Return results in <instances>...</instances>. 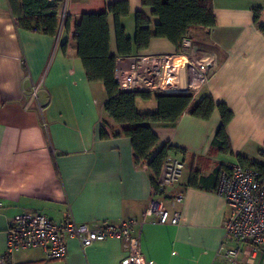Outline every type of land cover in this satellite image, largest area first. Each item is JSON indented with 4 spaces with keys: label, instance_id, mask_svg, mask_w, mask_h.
Segmentation results:
<instances>
[{
    "label": "crops",
    "instance_id": "1",
    "mask_svg": "<svg viewBox=\"0 0 264 264\" xmlns=\"http://www.w3.org/2000/svg\"><path fill=\"white\" fill-rule=\"evenodd\" d=\"M114 1L61 0L59 12L65 10L68 26L60 25L49 36L19 27L7 0H0V254L15 216L37 211L56 222L72 218L90 228L136 218L133 234L147 264H264L259 249L248 244L241 245L237 262L216 255L221 243H238L226 235L227 205L214 189L219 167L238 162V155L264 167V32L253 13L260 8L258 22H264V0H212L215 25L192 33L191 54L217 62L194 98L209 94L231 110L225 131L232 153L211 144L220 123L216 108L207 119L184 111L174 125L152 124L158 138L152 151L167 142L181 150L170 153L184 167L177 182L154 196L157 203L148 214L151 172L145 162H135L131 140L120 132L124 125L103 112L105 89L87 80L76 53L80 15L104 10ZM127 1L129 12L120 22L133 40L135 14L143 8L141 0ZM108 23L110 50L116 53L111 15ZM179 49L166 38L153 37L136 53L174 54ZM136 108L153 111L156 103L138 99ZM101 120L107 132L117 135L101 138ZM193 171L211 177L207 187L186 185ZM160 207L169 217L177 212L178 221L160 222ZM66 248L61 259H46L39 248L19 250L12 258L14 264H120L127 254L120 238L88 246L67 238Z\"/></svg>",
    "mask_w": 264,
    "mask_h": 264
},
{
    "label": "trees",
    "instance_id": "2",
    "mask_svg": "<svg viewBox=\"0 0 264 264\" xmlns=\"http://www.w3.org/2000/svg\"><path fill=\"white\" fill-rule=\"evenodd\" d=\"M7 2L19 27L49 36L57 34L60 27L61 0H7ZM141 6L143 9L135 14L133 40L126 36L120 22V17L129 12L127 0L111 2L101 11L82 13L76 23L75 39L76 53L87 80L91 83L99 82L105 89L103 112L113 122L124 125L120 132L130 138L135 162L146 163L153 184L161 171L165 157L170 152L181 150L166 142L153 152L152 148L158 138L151 129L152 124L174 125L184 111L195 117L207 119L216 108L220 114V123L211 144L221 152L232 153L225 131L232 112L224 103L215 102L209 94L195 99L186 94H152L118 89L113 74L117 57L140 52L147 48L153 37L166 38L179 49L182 37L192 38L195 30H205L215 25L212 0H141ZM253 13L254 21L264 32V22H258L260 8H254ZM109 15L113 19L116 53L110 50ZM66 19L67 17L62 23L64 28L68 26ZM138 99H153L156 103L155 110L139 111L136 108ZM104 126L105 121L101 120L99 129L101 138L117 135L113 131L107 132ZM238 162L247 167L264 169L239 155ZM210 180L211 177H203L198 171H193L186 185L207 187Z\"/></svg>",
    "mask_w": 264,
    "mask_h": 264
},
{
    "label": "built area",
    "instance_id": "3",
    "mask_svg": "<svg viewBox=\"0 0 264 264\" xmlns=\"http://www.w3.org/2000/svg\"><path fill=\"white\" fill-rule=\"evenodd\" d=\"M66 12L59 13L62 25ZM17 23L16 18H14ZM192 38L184 36L180 49L174 54L133 53L117 57L114 65V80L119 90L149 92L152 94H186L194 98L200 88L213 74L217 62L214 59H198L191 54ZM184 167L183 160L169 153L162 164L160 173L152 184V194L146 213L154 210L159 195L164 189L177 182ZM215 190L227 205V216L223 221L226 235L238 246L219 245L216 255L230 262H237L241 245H251L262 254L264 261V169L251 168L239 162L223 163L216 175ZM181 196H176L180 200ZM160 202V201H159ZM160 222L178 221V213L169 217L168 212L157 209ZM138 223L136 218L113 224L102 221L90 228L77 223L72 218L56 222L37 211L18 213L6 230L0 264H14L13 254L27 248H39L46 259H61L66 255V239L75 238L82 246L107 238L122 239L127 254L120 264H147L138 245L133 229Z\"/></svg>",
    "mask_w": 264,
    "mask_h": 264
},
{
    "label": "rangeland",
    "instance_id": "4",
    "mask_svg": "<svg viewBox=\"0 0 264 264\" xmlns=\"http://www.w3.org/2000/svg\"><path fill=\"white\" fill-rule=\"evenodd\" d=\"M141 104L149 106L150 105V102L149 101H144V103H141ZM147 106H141V105H139V109H145L144 107H147Z\"/></svg>",
    "mask_w": 264,
    "mask_h": 264
}]
</instances>
